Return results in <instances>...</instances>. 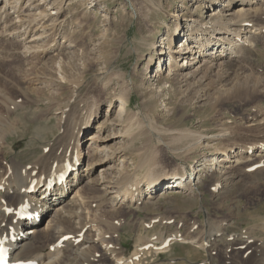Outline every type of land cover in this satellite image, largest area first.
Returning <instances> with one entry per match:
<instances>
[{
  "label": "rangeland",
  "instance_id": "1",
  "mask_svg": "<svg viewBox=\"0 0 264 264\" xmlns=\"http://www.w3.org/2000/svg\"><path fill=\"white\" fill-rule=\"evenodd\" d=\"M130 1L0 0V20L1 16L3 18L0 21V34H12L17 31L23 35L12 34L10 36L12 40L19 36L14 40L15 45L3 46L12 50L17 49L21 55L17 59L23 63L20 72L10 74L11 83H8L9 89L5 92L9 99L4 103L12 104H9L8 108L3 106L1 109L4 115L10 112V119L17 129L13 139H9V144L5 146L6 158L10 160L14 157L25 164H31L38 156L46 153L43 148L49 147L55 139L63 136L62 112L65 110L68 112L69 105L75 107L76 119L83 120L90 109L94 110L90 125L85 126L79 134L78 148L81 151L79 161L85 175L91 171L90 175L98 177L101 181L106 174H113L114 181L130 175L144 176L147 168L142 167L141 163L152 156L156 161L150 164L151 168L148 167V170L161 168L170 174L176 172L179 161L174 160L172 153L163 143L149 142L148 131L152 132L154 126V128L158 126L156 129L162 131L161 134L183 128L200 131L205 133V137L200 149L194 155V161L192 159L187 161L186 158L185 161H181L192 165L194 169L192 178L195 182L201 183L198 187L201 190L193 187V193L182 191L152 204H141V207L136 209L135 206L131 207L130 203H123V199L115 200V194L112 193L109 195L112 200L103 206L102 211L121 210L115 218L106 216V219L113 220L117 229L119 228L113 239L115 243L120 244L121 250L127 253L147 244L152 237L155 238H152L151 243H157L158 240L170 238L173 234L185 235L189 233L187 229L191 234L201 233L203 228L207 231L209 226L205 224L208 217L209 222L215 224L225 222L230 217L234 218L229 232L239 233L241 228L255 224L257 216L264 215V172L260 171L258 175L251 176L245 183L246 187L240 194L241 198L234 202L222 196L214 197L212 190H209L205 183L209 180V176H205L204 172L197 174L195 170L203 171L205 161L214 158L217 159L212 162L214 165L211 170L219 171V175L224 173V168L242 163L237 161L243 153L238 148L234 147L232 153L230 152L232 146L228 141H221L217 137L210 139L222 126L233 127L235 134L241 136L239 145L243 147L247 146L251 138L258 139L264 144V93L254 94L244 104L228 103L217 117L214 112L206 108L207 101L198 103L195 91L189 96L188 86L181 88L173 86L169 80L170 83L159 89L158 77L155 79L157 60L149 65L147 53L140 60L137 59L136 53L144 37H153L156 52H159L161 47L164 48L170 36L169 27L175 28V19L178 17L189 20L190 14L203 13L205 20L209 21L210 17L228 15L230 11L222 8L227 3L223 2L222 7H218V1L211 3L208 0H161L160 4H163L161 11L153 4L150 5V0ZM260 1L264 6V0L255 3ZM6 2L11 6L16 5L17 8L9 9L10 6ZM60 3H63V13L60 14L58 21H54L57 17L56 6ZM235 9L237 13L242 14L250 8L237 5ZM146 12L152 15L148 14V16ZM166 12L176 13L179 16L172 18ZM18 15L19 18L16 19ZM194 16L197 18L196 15ZM81 18L89 20L87 26L83 24L84 30L77 27ZM31 21L34 23L28 31V23ZM22 24L27 25L22 26ZM64 27L65 29H62ZM184 31L185 34L182 33L181 38L174 42L175 47H180V43H185L186 36H189L188 26ZM61 32L65 33L62 35ZM257 49L259 52L251 57L247 72L239 76L240 79L242 78L241 81L233 76L226 85L217 86L215 76L220 72L221 60L217 65H213L214 63L209 65V68L213 67L212 77L204 83L205 89H208L207 93H210L209 100L217 99L219 93L224 94L229 91L232 83H243V81L248 83V78L259 80V74L264 72V40ZM166 50L168 51L167 46ZM56 60L63 62L65 68L62 69V76L67 80L59 77L57 66L54 67ZM168 62L167 60L165 64L162 63L163 70L159 74L168 73ZM121 75L126 76V79ZM98 78L107 81L112 78V81L108 88H104L101 82L97 81ZM118 79L121 80L120 84H117ZM127 85L129 86L126 89ZM192 88L194 89L195 85ZM128 98L129 103L126 102ZM97 102H99L97 109L91 108V105ZM122 106H125V110L121 113ZM48 111V119L40 117ZM128 116L133 123L138 122L130 132L128 126L132 123L125 121ZM74 122L76 123L75 120ZM139 132L145 134L141 136ZM71 135L70 132L64 135L63 145L68 143ZM163 137L168 138V136ZM226 149L231 156L229 162L220 163L222 160L220 158H223L221 153ZM238 155L240 157H237ZM89 163L93 164V168L88 169ZM212 163L210 162L211 166ZM141 185L145 188V181ZM166 187L164 189L172 188ZM93 207L96 209L97 206ZM51 212H54V208ZM171 220L174 223H171L173 222ZM28 228L30 227L26 229ZM177 229H181L183 234ZM170 232L172 234L167 237ZM145 238L148 240L142 242ZM194 246L174 245L170 252L149 254L143 264H225L219 262L215 257L216 253L215 258L209 260L210 257H207L204 250ZM150 251L153 253L152 250Z\"/></svg>",
  "mask_w": 264,
  "mask_h": 264
},
{
  "label": "bare ground",
  "instance_id": "2",
  "mask_svg": "<svg viewBox=\"0 0 264 264\" xmlns=\"http://www.w3.org/2000/svg\"><path fill=\"white\" fill-rule=\"evenodd\" d=\"M99 1L103 2L104 0H96V2ZM150 1V5L153 4L154 7L163 11V4H160L161 0ZM208 1L211 3L218 1V7H222V3L226 2L227 4L222 8L229 10L230 13L228 15L210 17L209 22L205 20L203 13L190 14L188 20L179 18L176 13L169 14V12H166L172 18L178 17L175 19V28L169 27L168 30L170 36L165 42L168 51L166 46H164V48L161 47L159 52H156L153 37H144L141 39L136 53L138 60L142 59L144 54L147 53L149 65L154 60H157L155 79L158 77L157 87L159 89L170 83L169 80L173 86L180 88L188 86L187 93L189 96L195 91L194 94L198 103L204 100L207 101L206 108L210 112H214V115L218 117L228 103L237 102L244 104L254 94L258 92L264 93V72L259 74L258 81L249 80L248 78V83L245 81L243 83H232L231 89L224 94L219 93L217 99L209 100L210 93H207L208 89H205L204 85L212 77L213 67L209 68V65L212 63L217 65L220 60V72L215 76L217 86L220 84L226 85L233 76L238 77L237 79L241 81L242 78L240 79L239 76L245 75L251 64V57L258 54L259 50L257 47L264 40V6L261 5V1L260 3H255L258 0ZM6 4L10 6L9 9L15 10L17 8L16 5L11 6L9 2H6ZM62 5L63 3H60L56 6L57 17L54 21H58L60 14L63 13ZM237 5L248 6L250 9L239 14L235 11ZM9 14H7L8 17ZM148 14L152 15L150 12ZM18 18L19 15L16 19ZM2 20L1 16L0 21ZM188 21L191 22L189 23ZM32 23L34 22L28 23L27 30ZM84 23L87 26L89 20L83 18L77 27L79 26L80 29H83L85 27ZM24 25L27 24H22V26ZM187 26L190 34L186 36L185 43L181 42L180 47H175L174 42L181 38L182 33L185 34L184 28ZM62 29H65V27ZM149 32L152 34V31L149 30ZM15 33L20 32L16 31L12 34ZM12 34H0V237L8 242L12 234L16 239L9 244L12 254L20 255L23 260L37 261L39 264H101L102 259H100V256H104L105 262L108 264H141L144 261V256L149 252L152 253L150 250L157 252L158 246H151L152 248L150 247L149 252L136 248L129 257H125L124 252L118 247L119 244L115 243L113 239L119 228L117 229L113 220L106 219L108 216L115 218L120 214L121 210L119 209L115 212L102 211L103 206L112 200V198H109L112 193L115 194V200H118L116 198L123 199V203H130V206H135L136 209L141 207V204H152L159 199L171 197L182 191L193 193V187L201 190L198 188L201 183L195 182L192 178V171H194L192 165L181 160L190 161L192 159L194 161V155L200 149L205 133L183 128L181 130L177 129L178 131L173 130L174 132L172 131L171 133L161 134L160 132L162 131L156 129L158 126L156 128L154 126L152 131L154 134L151 130L148 131V134H150L148 141L156 144L163 143L168 151L172 153L174 160L179 161L177 163L178 170L171 174L161 170V168L153 171L148 170V167L151 166L150 164L156 161L152 156L141 163L142 167L147 168L144 176L130 175V178L126 176L119 181H114L113 174L105 175L104 173L105 176L101 181L98 177L90 175L91 171L85 175L78 164L80 160L78 158L81 156V151L78 148L79 134L85 126L90 125L94 110L90 109L84 119L81 120L75 117V107L69 105L68 112L66 110L62 112L64 115V121L62 119L61 123L63 136L55 139L52 145L49 144V147L43 146V150L46 153L38 156L31 164H25L14 157L7 160L5 146L9 144V139H13V134L17 132V129H15V123L10 119V112H8V115H4L1 109L3 106L8 108L9 104H12L4 103L9 99L5 92L9 89L8 83H11V81L9 82L10 74L16 71L20 72L23 68V63H20L21 61L17 59L21 56L17 49L12 50L9 48L15 45L14 40L19 37L12 40L10 37ZM5 44L9 45V47L3 48ZM116 60L118 61V58ZM167 60L169 61L168 73L161 75L159 73L163 70L162 63L165 64ZM199 63H201L200 66ZM55 66H57L59 77L62 80H67L62 76V69L65 68L63 62L56 60L54 62ZM121 77L126 79L124 75H121ZM108 80L98 78L97 81L101 82L102 87L108 88L112 78ZM120 81L118 79L117 84H120ZM59 83L61 84V82ZM194 85L195 88L193 89ZM128 86L125 88L127 89ZM151 93L153 94V92ZM126 102L129 103V98ZM91 106V108L97 109L99 102ZM123 110H125V106L121 107V113ZM40 117L48 119L49 111L41 114ZM125 121L132 123H130L131 126L128 124V132L134 128L136 123L138 124L137 121L133 123L129 116ZM150 128L152 127L150 126ZM218 129V133L214 131L216 134L211 136L210 139L217 137L221 141H228L231 144L230 146H232L230 148L232 153L234 152V147L238 148L243 153L240 155L241 157L237 156L240 157L237 161H242V163L224 168V173L219 175V171L211 170L214 165L212 162L217 159L214 158L213 160L205 161L203 171L197 169L195 172L197 174L204 172L205 176H209V180H206L205 183H207L208 189L212 190L214 197L222 196L224 199L237 202L241 198L240 194L245 190L247 180H250L251 176L258 175L260 171L264 172V144H261L258 139L251 138L247 142V146L243 147L239 145V141L242 138L235 134L233 127L222 126ZM67 132L72 135L68 143L63 145V137ZM144 134L141 133L140 135ZM163 136H168V138L166 139ZM181 150L183 151L182 153ZM221 154H223V158H220L222 159L220 163L229 162L231 157L229 151L227 149L223 150ZM184 158L186 159L184 160ZM67 165L71 167L68 179L62 184L55 185L53 189H48V185L52 183V178L63 171ZM255 165L259 167L252 170ZM92 166L93 164L89 163L88 169L93 168ZM143 181L146 184L145 188L141 185ZM166 185L172 188L164 189ZM100 186L102 187L100 188ZM114 189L115 191H113ZM142 198L144 199L142 200ZM95 205L97 206L95 207L96 209L93 207ZM23 206L31 207V213H38V217L31 220H19L16 219L15 215L7 214L9 208L16 210L18 207L21 208ZM53 208L54 212H51ZM257 217L255 224L247 228H241L239 233L229 232L231 221L234 218L230 217L225 222H217L218 224H215L214 222H209L208 217L205 225L209 226V228L207 231L204 228L203 231L200 230L202 232H198L199 235L198 233L191 234L188 229L187 232L189 233L185 235H180L178 232V234H173L171 237L169 235L170 238H173L169 249L175 243L195 245V248L205 251L207 257H210L209 260L213 259L212 257L216 253L217 256L215 257L218 258L219 262L222 261L225 264H264V215ZM29 226L30 228L26 229ZM189 230L192 229L189 228ZM65 236L69 240L52 251V247L57 241ZM152 238L147 244L153 242ZM166 239H162L161 243Z\"/></svg>",
  "mask_w": 264,
  "mask_h": 264
}]
</instances>
